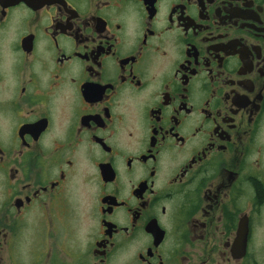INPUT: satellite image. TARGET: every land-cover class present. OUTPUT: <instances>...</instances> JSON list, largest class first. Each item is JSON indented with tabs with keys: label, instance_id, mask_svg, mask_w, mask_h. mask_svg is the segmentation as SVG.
Returning a JSON list of instances; mask_svg holds the SVG:
<instances>
[{
	"label": "flooded vegetation",
	"instance_id": "af4514ba",
	"mask_svg": "<svg viewBox=\"0 0 264 264\" xmlns=\"http://www.w3.org/2000/svg\"><path fill=\"white\" fill-rule=\"evenodd\" d=\"M0 264H264V0H0Z\"/></svg>",
	"mask_w": 264,
	"mask_h": 264
}]
</instances>
